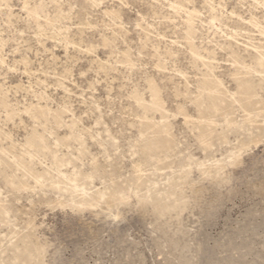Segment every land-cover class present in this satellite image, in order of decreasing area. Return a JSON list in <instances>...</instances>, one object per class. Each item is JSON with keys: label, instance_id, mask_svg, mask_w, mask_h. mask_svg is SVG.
<instances>
[{"label": "rangeland", "instance_id": "rangeland-1", "mask_svg": "<svg viewBox=\"0 0 264 264\" xmlns=\"http://www.w3.org/2000/svg\"><path fill=\"white\" fill-rule=\"evenodd\" d=\"M260 57L264 0H0V264H264Z\"/></svg>", "mask_w": 264, "mask_h": 264}, {"label": "bare ground", "instance_id": "bare-ground-1", "mask_svg": "<svg viewBox=\"0 0 264 264\" xmlns=\"http://www.w3.org/2000/svg\"><path fill=\"white\" fill-rule=\"evenodd\" d=\"M258 65H263L264 64V57L258 58ZM246 90L250 91V88L248 86H245ZM215 91L214 90H209L205 95H203L207 100H209L208 104H201L198 103V107L204 109V113L207 114H218L223 111L224 108V102H222L218 97H215ZM252 96L248 94L245 98L243 99H238L236 100L238 104L243 105L244 107L252 108L257 102L253 99H251Z\"/></svg>", "mask_w": 264, "mask_h": 264}]
</instances>
